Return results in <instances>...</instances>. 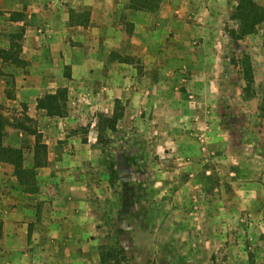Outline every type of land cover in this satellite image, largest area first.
<instances>
[{"label": "rangeland", "instance_id": "rangeland-1", "mask_svg": "<svg viewBox=\"0 0 264 264\" xmlns=\"http://www.w3.org/2000/svg\"><path fill=\"white\" fill-rule=\"evenodd\" d=\"M18 1L23 8L17 15L11 12L10 20L17 17L21 24L0 31L9 50L7 59L2 53L0 58L8 66L29 67L25 54L19 57L24 37L13 35L31 26L37 37L51 38L54 45L85 54V48L98 49L104 84L117 61L136 63L143 73L141 63L151 60L142 53L143 43L158 48L164 68L175 60L177 67L165 88L168 102L159 109L152 105L150 112L141 99L131 103L132 112L117 97L100 102L74 95L70 101L65 86L56 90H67L58 94V106L44 100L55 88L42 92L34 117L27 102L15 107L0 103V115L7 120L4 145L21 146L28 168L34 165L32 146L46 149L40 153L46 154L45 164L34 166L31 190L15 179L29 194L27 205L0 200V239L6 234L19 243L0 245L1 257L2 250L5 257L12 255L11 262L0 264H102L100 247L116 241L125 250V264H249V253L255 264H264V117L258 109L264 99V22L255 33L233 40L228 29L238 27L230 17L238 0H116L113 16L108 7L98 20L91 15L101 0H66L63 11L69 18L59 21L61 32H52L28 16L33 0ZM256 1L264 6V0ZM136 13L146 14L144 26L134 21ZM247 55L254 76L249 99L242 64ZM70 69L63 65L64 77H70ZM193 112L197 118L187 116ZM113 114L118 115L114 131L105 121ZM148 118L158 121L156 128H150ZM100 126L104 130L98 140ZM9 127L23 132H8ZM110 160L118 172L113 183ZM180 163L202 164L200 185H186L188 171ZM0 167L13 172L11 165ZM235 168L238 178L231 174ZM26 258L30 263H23Z\"/></svg>", "mask_w": 264, "mask_h": 264}, {"label": "crops", "instance_id": "crops-1", "mask_svg": "<svg viewBox=\"0 0 264 264\" xmlns=\"http://www.w3.org/2000/svg\"><path fill=\"white\" fill-rule=\"evenodd\" d=\"M79 1L81 3L84 2V0ZM32 2H34L32 6L30 5L32 12L28 16L36 19L35 21H43L52 29V32H61L63 26H60L59 21L69 18L68 14L63 11L65 10V5L67 4L66 0H33ZM115 4L116 0H101L97 14L93 12L91 16L94 18L95 15V19L98 20L97 17L101 14L100 11L107 9L108 7L110 8V15L113 16V7ZM54 5L58 6L59 9L52 8ZM22 8L23 6L20 5L18 0H0V31H4V29L7 31L9 28H13L15 25L21 24L17 20L11 21L10 15L11 12H19L22 10ZM146 18V14L136 13L134 21H136V24H138V21L141 20L144 26ZM11 23L15 25L11 27ZM33 28L34 27L26 26L24 32V44L22 42V55L20 54L19 56L21 58L23 54H25L24 58L29 62V67L24 70L23 68H19L14 64L8 66V64L4 63L0 58V68L5 71V74L0 76V103L15 107L21 106L23 102H27L31 112L30 117H34L36 113L37 99L42 96V92H46L49 88H55L49 90L50 92H56L58 87L61 86L69 88L70 101H74V99H72V96L74 95H79L80 97L89 96V98H96V100L100 102L109 99L114 101V99L117 97L123 99L125 104H129L127 107L128 112L133 111L131 108V103L133 102V104H136L139 99L142 100V103H144V108L149 112L152 110V105H154L155 109H159L163 107L164 102H168L167 90L165 88L176 77L175 73L173 72L177 67V62L176 60L173 61L171 68H164V66L159 63L161 60V55L160 53H157V47L152 48L143 43L142 53L144 54L147 52L148 55H151L150 57L152 61L149 60L148 62L143 60L140 65L143 66L142 74L138 73V71L141 70V67H138L136 63L117 61L114 63L115 66L113 65V76H111L109 80H106V84H104V79L101 76V70L104 64L98 49L92 47H88L87 49L85 48L87 51L85 54L79 48H65L64 46H60L58 44L54 45L51 38L47 40L46 37H37L34 34ZM78 29L83 28L79 27ZM92 30L96 33L99 32L98 27H96V29L93 28ZM6 43H4L2 39L0 41V47L8 49V45ZM177 51L178 49L176 48L174 52L176 53ZM134 54L136 53H132V55ZM180 62L181 60L178 61V64ZM63 65L71 66L70 77H64ZM167 71L169 72L168 76L164 75L167 73ZM6 73H12L13 76L11 77ZM94 85L95 88H92ZM9 93L11 95H8ZM128 99L129 102L127 101ZM191 115L197 118L198 113H187L188 117H191ZM206 117L210 119L209 116ZM147 122L150 123V128L152 127L153 129L156 128L155 123L158 121L154 118H148ZM207 124L213 127V124L210 122ZM13 128L14 127H9L7 131L23 132L19 128ZM13 146L21 148L19 145ZM33 147L34 146H32V150ZM254 152V156H257V152ZM29 155L30 162H34V151ZM221 158H226V155L222 156ZM49 161L53 162L51 155L49 156ZM1 164L10 165L0 161V165ZM180 164L183 165V167L180 169H183V171H188V176L185 177L187 178L186 185L192 183L200 185L202 182L200 176L203 175L201 166L202 164ZM7 171L8 172L6 173L5 169L0 167V189L2 190L1 192H4L2 195L0 194V200L2 202H8L14 201L16 199V201L27 205L29 202L27 195L29 194L21 192L22 189L16 183V178L13 176L11 168H8ZM234 171H232L231 174H235L238 178L240 176V171L238 168H235ZM237 178L232 179V182H236L238 180ZM20 192L23 193L22 196L19 194ZM0 216L1 218L4 217V215ZM23 224V226L27 228L29 226L28 219H25ZM5 226L7 227L6 223ZM10 244H12L14 247L19 246V243L14 236H8L6 234L3 235V237L0 239V245L8 247ZM36 244L37 243H34L33 245ZM1 253H3L4 257L0 256V261H12V255H10L9 252L6 257L3 250ZM17 253L18 252H15L13 254V260H16V257L19 254ZM35 256L36 262H39L41 259L40 255L35 253ZM23 263H30V260L27 258L23 259Z\"/></svg>", "mask_w": 264, "mask_h": 264}, {"label": "trees", "instance_id": "trees-1", "mask_svg": "<svg viewBox=\"0 0 264 264\" xmlns=\"http://www.w3.org/2000/svg\"><path fill=\"white\" fill-rule=\"evenodd\" d=\"M146 6V5H145ZM19 12H13L12 15H17ZM231 19L238 23L237 29L229 28L228 34L231 39L236 40L240 38H244L250 34H253L257 31L259 25L264 22V6L257 3L256 0H238L237 4L230 15ZM14 20L17 17H13ZM25 29L22 28L17 35H13L15 37H19V39H23ZM22 46H19L20 49ZM0 53H2L3 59H7V55H9V50L0 49ZM243 70H244V79L246 84L244 86V92L246 93V99L254 97V95H250L251 86L254 84V76H253V69L252 63L249 56H244L242 59ZM67 92L66 89L58 90L54 94H49L44 100H50L55 105H61L62 99L60 98L61 94H65ZM60 95L58 96V94ZM244 93V94H245ZM57 106H52L50 109L56 108ZM260 112L263 114L264 117V99L262 104H260L259 108ZM51 111V110H50ZM29 118V117H28ZM30 119V118H29ZM118 119L117 114H113L112 116L106 118V122L109 123V128L114 131L115 130V122ZM6 118L0 115V161L10 164L13 167L12 174L16 177L17 181L20 185L24 186L25 190H31L29 186L35 183V170L34 166H42L45 164L46 154H40L41 151L45 152V147L40 146L39 144L34 145V165L31 168H28L24 165V152L20 147L8 146L4 145L3 138L4 134L6 133ZM8 126H11L8 125ZM26 129L30 133L33 131L29 128ZM24 130V131H26ZM98 140L102 139L103 136V126L98 127ZM108 172L110 176V182H114L118 176V172L115 168L113 160L108 162ZM2 227V223L0 221V230ZM1 233V232H0ZM100 261L102 264H125L126 263V253L124 248L121 246L119 241H116L111 246L100 247L99 252ZM249 264H255L254 262V255L249 253L248 258Z\"/></svg>", "mask_w": 264, "mask_h": 264}]
</instances>
